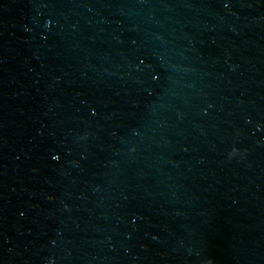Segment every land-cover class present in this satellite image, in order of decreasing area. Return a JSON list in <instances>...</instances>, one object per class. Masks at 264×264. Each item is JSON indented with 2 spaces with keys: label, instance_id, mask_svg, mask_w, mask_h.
Returning a JSON list of instances; mask_svg holds the SVG:
<instances>
[{
  "label": "water",
  "instance_id": "1",
  "mask_svg": "<svg viewBox=\"0 0 264 264\" xmlns=\"http://www.w3.org/2000/svg\"><path fill=\"white\" fill-rule=\"evenodd\" d=\"M0 264H264V0H0Z\"/></svg>",
  "mask_w": 264,
  "mask_h": 264
}]
</instances>
